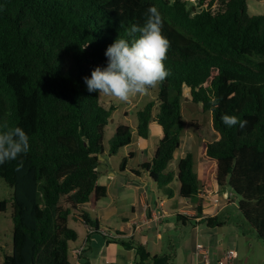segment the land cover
Listing matches in <instances>:
<instances>
[{
    "label": "trees",
    "instance_id": "1",
    "mask_svg": "<svg viewBox=\"0 0 264 264\" xmlns=\"http://www.w3.org/2000/svg\"><path fill=\"white\" fill-rule=\"evenodd\" d=\"M195 1L189 8L187 0H0V124L20 126L30 137L27 154L0 166V179L12 189V252L3 253L2 264H81L70 259L77 241L70 216L106 237L80 207L94 209L105 197L98 157L130 147L132 128L117 126L105 149L104 131L116 106L103 108L83 78L106 64L108 45L126 38L133 24H144L150 6L161 13L170 41L164 61L170 75L157 85L156 99L137 112L136 132L146 140L157 123L162 138L151 161L126 175H147L168 198L176 180L186 201L227 187L264 242V14L250 15L247 0ZM183 100L211 114L215 137L202 138L199 177L190 153L178 160L177 171L172 167ZM224 115L247 124L228 127ZM132 157L121 160L120 172ZM6 205L0 202L2 210ZM195 209L203 214L200 203ZM205 219L210 227L222 225L216 217ZM176 220L186 225L195 217L176 213ZM119 242L135 250L133 264L169 263L134 238Z\"/></svg>",
    "mask_w": 264,
    "mask_h": 264
},
{
    "label": "crops",
    "instance_id": "2",
    "mask_svg": "<svg viewBox=\"0 0 264 264\" xmlns=\"http://www.w3.org/2000/svg\"><path fill=\"white\" fill-rule=\"evenodd\" d=\"M103 159L105 168L99 175V183L106 187V195L98 201L94 209H90L88 205H83L80 209L89 213L91 219H96L100 224V230L106 232L109 238H104L99 233L90 235L78 215L70 216L68 226L77 234V241L71 244L70 255L73 258V263L91 264V259L97 255L95 264H133L136 259L135 250L125 249L120 245L119 240L135 239L136 236H139L137 241L145 247L149 245L150 249L146 248V250L151 255L168 256V264H201L195 248L198 243L209 249L213 263L222 257L225 250L221 248L220 244H216L218 241L215 239L223 225L210 227L207 225L205 216L218 218L223 208L222 203L229 201L231 197L229 190L228 194H223L222 188L214 187L207 195H197L192 200L186 201L180 198L178 185L177 194L173 189L172 198L163 197L153 191L152 186L155 187L156 184L149 180L147 175L133 179V182L130 181V178L126 180V173L132 167L127 166L125 172H120L118 166L114 168V163L110 161V155L106 154ZM108 166L109 168H107ZM172 167L177 171L176 165ZM102 177H107V182H103ZM114 186L118 187V190L114 189ZM175 195L180 203L179 201L176 204L170 202ZM199 203L203 212L201 215L195 209ZM167 206L170 209H176V213L195 217V220L192 223H186V225L178 223L177 220L176 222L173 219L171 221V217H169L171 214L166 211ZM188 226L191 227L193 237L186 235ZM176 230L180 231V239L182 238L178 245L175 244L173 236L169 235ZM184 232L186 233L183 238ZM97 236L102 237L104 243ZM165 239L167 242H164ZM81 247L83 248L82 253L77 258L73 255L72 250ZM229 250L233 249L229 248ZM86 252H88V259L84 257ZM235 252L234 264H238L239 255L236 250ZM248 260L246 258V262Z\"/></svg>",
    "mask_w": 264,
    "mask_h": 264
},
{
    "label": "rangeland",
    "instance_id": "3",
    "mask_svg": "<svg viewBox=\"0 0 264 264\" xmlns=\"http://www.w3.org/2000/svg\"><path fill=\"white\" fill-rule=\"evenodd\" d=\"M187 3L189 8H194L196 6L195 0H187ZM247 7L250 15L264 14V0H247ZM157 92L156 86L150 89L146 95L134 96L128 102H122L115 97L100 94V104L103 108L109 109L112 104L116 106V110L113 111L112 117L104 131L103 145L105 149L109 150V141L117 126L126 125L132 128V141L130 147L122 150L121 153L113 157L107 153V156H111L110 161L114 163V168L117 166L119 167L121 160L124 157L128 158L129 153H132L133 157L131 160L130 158L128 159V166L135 169H139L140 165L151 161L153 158L157 144L162 138L161 127L157 123H151L149 136L145 140L138 136L136 132V125L137 112L148 102L155 100ZM182 117L184 124L181 134L180 147L175 152V158L172 163L177 167L178 159L183 158L189 153L192 154L195 160L193 171L199 177L200 145L202 138L210 141L213 137H215V135L210 131L211 114L199 113L195 105H193L190 101L183 100ZM107 168H109V166ZM125 178L126 180L129 179L127 175ZM102 181L107 182V177H102ZM130 181L133 182V178L130 177ZM154 186L155 187L152 186L153 191L157 192L159 196H162L160 195L161 192L159 191L157 185ZM172 188L175 190V194H177L178 182L176 180L173 182ZM114 189L118 190V187L116 188L114 186ZM229 192L231 193V197L229 201H224V203H222L223 208L218 216V222H221L223 226L221 225L222 228L219 229L218 235L216 236L215 240L218 241L216 244H220L221 248L225 250V252L226 250H229V248L233 250L235 249L239 255L238 264H264V242L256 237L250 224L239 212L237 207V196L233 195L231 190H229ZM11 193L12 189L0 179V202H7V205L4 206L3 210L0 208V248L2 249V252L0 251V264H2L3 253L11 255L12 252V209L10 207ZM178 201L179 199L176 195L172 200H170V202L175 204ZM166 211L168 214H171V216H169L171 217L170 220H174L176 222V209H170V207L167 206ZM186 232L183 233V238L185 233L188 237L194 236L191 232L190 226L187 227ZM104 233L107 235L106 237H109L106 232ZM169 235L173 236L175 244L177 245L182 240V238L180 239V231L176 230L169 233ZM97 238L104 243V239L102 237L97 236ZM137 238H139V236L135 237L136 240ZM115 240L117 241L119 239ZM164 242H167V240L165 239ZM146 248L149 250V245H146L145 249ZM96 250L98 251V249ZM163 253L165 252L163 251ZM84 257L85 259H88V252L84 253ZM96 258L97 255L91 259V264L96 263ZM246 258L249 259L248 262H246ZM70 259L73 262L71 255Z\"/></svg>",
    "mask_w": 264,
    "mask_h": 264
},
{
    "label": "clouds",
    "instance_id": "4",
    "mask_svg": "<svg viewBox=\"0 0 264 264\" xmlns=\"http://www.w3.org/2000/svg\"><path fill=\"white\" fill-rule=\"evenodd\" d=\"M163 27L161 13L155 6H150L144 24H133L127 30L126 38L118 37L108 45L104 52L106 64L96 66L90 76L83 78L87 91L128 102L134 96L146 95L162 83L170 75L164 63L170 41L163 34ZM216 103L214 98L213 104ZM222 121L228 127L239 125L243 128L247 124L235 115H224ZM29 141L30 137L22 127L0 124V166L27 154ZM22 166L20 161L17 170Z\"/></svg>",
    "mask_w": 264,
    "mask_h": 264
},
{
    "label": "built area",
    "instance_id": "5",
    "mask_svg": "<svg viewBox=\"0 0 264 264\" xmlns=\"http://www.w3.org/2000/svg\"><path fill=\"white\" fill-rule=\"evenodd\" d=\"M90 233V231H89ZM107 236L104 232H102ZM196 254L200 259L201 264H234V259L236 258V252L234 250H227L224 252L221 258H218L215 263H213L209 249L203 244H196ZM83 248H78L72 250L75 257H78L82 253Z\"/></svg>",
    "mask_w": 264,
    "mask_h": 264
},
{
    "label": "water",
    "instance_id": "6",
    "mask_svg": "<svg viewBox=\"0 0 264 264\" xmlns=\"http://www.w3.org/2000/svg\"><path fill=\"white\" fill-rule=\"evenodd\" d=\"M98 159H99L100 163L102 162L100 165L101 168L104 169L105 168V160L103 159L102 156H99ZM228 190L229 189L227 187H222L223 194H228Z\"/></svg>",
    "mask_w": 264,
    "mask_h": 264
}]
</instances>
